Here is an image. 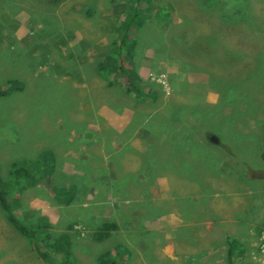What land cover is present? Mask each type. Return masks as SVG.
<instances>
[{
    "label": "rangeland",
    "instance_id": "rangeland-1",
    "mask_svg": "<svg viewBox=\"0 0 264 264\" xmlns=\"http://www.w3.org/2000/svg\"><path fill=\"white\" fill-rule=\"evenodd\" d=\"M137 35L125 66L154 82L144 98L98 66ZM11 79L23 85L0 96L1 173L44 150L54 160L50 181H27L13 198L37 242L0 207V264H228L230 241L243 253L232 264H264V0H0V86ZM176 106L190 109L182 123ZM181 136L191 150L133 185L129 208L114 213L120 229L98 240L110 214L79 207L104 189L88 195L91 184L118 158L128 174L144 159L151 173ZM64 183L82 190L68 209L52 189ZM241 211L250 227L236 224ZM50 245L60 252L43 257Z\"/></svg>",
    "mask_w": 264,
    "mask_h": 264
},
{
    "label": "trees",
    "instance_id": "trees-1",
    "mask_svg": "<svg viewBox=\"0 0 264 264\" xmlns=\"http://www.w3.org/2000/svg\"><path fill=\"white\" fill-rule=\"evenodd\" d=\"M240 7L241 5H238L237 3H235L232 6V9L229 11V14L226 15L225 17H228L230 20H232L235 17L240 16V13H239ZM117 30H120V29H117ZM126 31H127L126 33L127 35H124L123 37L130 36L129 32L133 31V29H126ZM137 37L138 35L136 37H130V45L128 41L127 42H125L124 40L122 41L123 47H122V52H120L121 57L118 56L117 57L118 59L112 55L100 57L98 66L101 67L100 69L102 70V73L104 76L106 74L112 75L114 73L115 77L117 76L122 77V80H121L122 83H119V84L122 85L123 89L126 90L125 92L127 94L131 93V94H135L138 97L144 98V93H146L145 91H148L151 94L156 92L157 89L153 87V85H155L154 82L153 81L147 82L148 80L147 81L144 80L138 74L137 69L135 67L131 69L125 66L126 62H129L132 65L134 64V51L137 46V42H136L138 40ZM232 55L236 58H239V56L235 53H233ZM136 61H137V58H136ZM55 69L56 68H54L53 70ZM124 78L126 79V82H123ZM16 82H17L16 80L11 79L7 81V86H3V85L0 86V96L6 94L7 91L11 88L15 87L17 89H21L23 84H21V86H18ZM150 82H153V83H150ZM112 83L114 85L113 81L108 82L109 85ZM144 85H148L149 88L148 87L146 88ZM183 107L182 108L181 106L175 107L173 116L177 121H179V123H182V120L184 118L183 115H187L190 113L189 108L185 107V110H184ZM138 114H136L135 116H138ZM196 114H198L196 115L197 117L200 115L198 111L196 112ZM134 117L132 121L134 120ZM77 130H80V129H77ZM83 130H84L83 135L85 133L87 135L90 134L89 132H86L87 131L86 125L83 126ZM51 140L54 141L53 139ZM51 140L48 143L50 148L55 147L54 143H52ZM179 140L175 142L173 149L170 146L171 142L166 143L171 148L169 149V153H171L169 155L170 158H168L166 155H164V157H160L162 159L161 163H159L157 160L152 159L155 164L154 169H156L159 166L163 167L164 169L172 166L174 156H176V158H181L180 148H184L185 156L187 155V153L191 150L190 145L183 144L185 141H182L184 140L182 136L180 137ZM51 149L53 150V148ZM53 160H54V157H53L52 151L44 150L43 153H39V157H36L34 161H31L28 159L15 160L10 166V168L8 169V177H4L5 175L1 173L2 171L0 169V207L3 209L6 215V218L11 223V225H13L22 235H24L25 237H29L33 240H36V242H37V239L39 240V238L36 239V231L30 228L27 221L22 220L21 216L17 215L16 213L17 207H15L17 202L16 200H13V198L16 192H19L25 188V184L27 181L28 182L32 181L31 183H33L34 185H37V183L41 181H47V182L50 181V179L48 178V172L51 169ZM158 173L159 172L157 170H153V172H151V174L148 175V177H145L147 178L148 183H153L155 180V175ZM139 178L137 179L136 177H131V180L134 183L135 182L139 183L140 182ZM52 189L55 190L53 191V193H54V197L58 199L56 200L57 203L59 202V203L69 204L71 200L73 199L72 190H76L77 185H75L74 183H71V184L64 183L61 186H53ZM47 224H48V221H47ZM118 228L119 227L116 224V222H105L102 226V231L96 233L97 239L104 240L108 238L110 235H112L114 231L118 230ZM45 238H47V236H45ZM45 238H43V241H45ZM229 243H230V246H229L228 256H227L228 260L226 262H228V264H232L234 259L236 257L241 258L243 253L241 251L234 250V246L236 245L235 244L236 242L231 243L230 241ZM54 246L55 245L47 246L49 250L45 253H41L42 256L47 257L48 252H51L52 250L60 252V249L57 247L55 248ZM107 262L108 260L106 259V256L101 257L100 264H107Z\"/></svg>",
    "mask_w": 264,
    "mask_h": 264
},
{
    "label": "crops",
    "instance_id": "crops-1",
    "mask_svg": "<svg viewBox=\"0 0 264 264\" xmlns=\"http://www.w3.org/2000/svg\"><path fill=\"white\" fill-rule=\"evenodd\" d=\"M160 157H164V154L161 153V154H157L156 155V160L159 163L162 162V159ZM122 159L118 158L115 161V163H116L115 166H109L106 178L101 179V181H99V182L91 184V186H92L91 187V191L87 192L88 195H92V194L96 193V190L94 191V193H92L93 189H97L98 187H103L104 188V189H101L99 191V193H96L95 196H93V198L89 197V199L88 198L84 199V201H86V203H89L91 205L88 206L87 204L82 202L81 205L79 206L80 208H82L84 210H86L87 208H92L93 211H91V214L95 213V215L97 216L96 217L97 219L101 217V213H99L101 210L105 211L106 213H109L110 214L109 218H110L114 213H118V211L120 209L125 210L126 208H129L128 204H131V202H130V193L132 191V190H130V188L133 187V185H134V187H143V186H147L148 187L149 186L147 178H145V177H148V175L151 174V173H149L150 172V170H149L150 167H147V165H148L147 164V160H145V159L143 161L141 160V166L138 167L139 168L138 174H135V173L128 174L127 171H125V169L118 168L117 164L121 163L123 161ZM163 169H164L163 167L159 166V167H157L156 169H153V170H157L161 175H163L164 172L160 171V170H163ZM119 171H120L121 174H122V172H125V174L127 173L125 175L124 179H122V175L118 174ZM131 177H136L137 179L140 177L139 178L140 182L139 183L132 182ZM158 182L161 184V181H158ZM95 185H96V188H95ZM106 189H110V192L108 194H104V195L100 194V193H105ZM102 190H104V192H102ZM112 190H114V191H112ZM74 191L75 190H72L73 199L71 200V202L69 204H64V203H59L58 202L57 204L59 205V208H67L68 209V206L71 207L70 205L74 204V201H76L78 199V196H79V194L82 193V190L80 191V189H78V192H76V191L74 192ZM76 193H77V196L75 197ZM113 193H118L120 195V200H118L115 197L113 198L112 197ZM53 195H54V193H53ZM107 195L109 197H107ZM112 200L115 202V204H119V205L116 207L115 204L112 203ZM61 205H63L64 207H61ZM55 208H57V207H55ZM128 211H130V210L128 209ZM241 212L243 213V215H241L240 219H242L243 221H239L238 220L236 224H239V225L241 224L243 226H246V228H247V225L250 227L251 226L250 218L247 216V214L244 211H241ZM263 218H264V215H263ZM50 220H52L53 223L55 221H59V215L57 214V209H56V211L53 210V214L50 215ZM83 222L84 221L82 220V222H80V223L83 224ZM119 229L120 228H118V230ZM169 256H171V255H169Z\"/></svg>",
    "mask_w": 264,
    "mask_h": 264
},
{
    "label": "flooded vegetation",
    "instance_id": "flooded-vegetation-1",
    "mask_svg": "<svg viewBox=\"0 0 264 264\" xmlns=\"http://www.w3.org/2000/svg\"><path fill=\"white\" fill-rule=\"evenodd\" d=\"M183 106H181V108H182ZM184 108V110H185V107H183ZM116 214V213H115ZM110 221H108V222H116V224L118 225V227L120 228V225H119V222L116 220V218H115V215L113 214L110 218ZM117 231V230H116Z\"/></svg>",
    "mask_w": 264,
    "mask_h": 264
},
{
    "label": "bare ground",
    "instance_id": "bare-ground-1",
    "mask_svg": "<svg viewBox=\"0 0 264 264\" xmlns=\"http://www.w3.org/2000/svg\"><path fill=\"white\" fill-rule=\"evenodd\" d=\"M188 85V84H187ZM215 139L214 138H212V141H214ZM148 210V209H147ZM199 210V209H198Z\"/></svg>",
    "mask_w": 264,
    "mask_h": 264
}]
</instances>
